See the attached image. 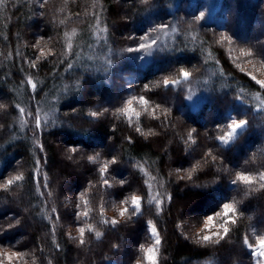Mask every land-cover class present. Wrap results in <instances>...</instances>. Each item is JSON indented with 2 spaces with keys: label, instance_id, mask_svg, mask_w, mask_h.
I'll return each instance as SVG.
<instances>
[{
  "label": "trees",
  "instance_id": "16d2710c",
  "mask_svg": "<svg viewBox=\"0 0 264 264\" xmlns=\"http://www.w3.org/2000/svg\"><path fill=\"white\" fill-rule=\"evenodd\" d=\"M162 25L171 32L145 64L118 58ZM249 73L264 80V0H0V185L23 176L0 187V246L31 241L36 264H135L151 221L158 264H253L243 239L264 234V121L254 113L264 89ZM165 78L180 83L165 87ZM132 96L148 104L135 102L141 115L129 122L119 110ZM232 119L246 126L225 145L218 137ZM60 148L84 168L70 191L53 175L70 166ZM237 173L257 179L233 184ZM191 200L201 205L195 217L178 216ZM224 203L236 205V223L218 243H197L195 228ZM27 217L32 232L22 229ZM71 220L86 226L83 244L66 236Z\"/></svg>",
  "mask_w": 264,
  "mask_h": 264
},
{
  "label": "snow or ice",
  "instance_id": "6c2138e0",
  "mask_svg": "<svg viewBox=\"0 0 264 264\" xmlns=\"http://www.w3.org/2000/svg\"><path fill=\"white\" fill-rule=\"evenodd\" d=\"M197 19H199V17H197ZM166 27V26H161V28ZM153 31H155V29H153ZM141 39H145L144 37H142ZM156 41L155 40H151L150 43H140L138 49L136 50H145L147 51L148 49H150L153 45H155ZM128 51H133V49H128ZM251 52L248 51H244V49H241V55L242 56H249L251 55ZM41 55H44L43 50H41ZM32 67H36L35 64H32ZM180 77L183 80H188L190 73L186 70H184L183 68L180 69L179 72ZM249 75L251 76L252 80H254L256 82V84H258L260 86L261 89H264V80H257L256 77L254 75H252L251 73H249ZM29 84H32V81L29 80L28 81ZM180 83L179 80H173V79H168L165 78L163 80V85L165 87L169 86V85H175ZM33 88H35V85H32ZM135 102H138L140 105L145 106V110H147V104L148 101L145 99L144 96H140L139 98H137L136 96H132L130 99H128L125 102V106L120 109L119 111L127 116L129 118V122H131V118L134 116L136 118H139L141 113L139 111H137L134 107L133 104ZM4 105L0 104V108H3ZM21 112H23V109H20ZM91 115L93 117L97 116L98 113L96 112H92ZM246 125V121L243 119L240 120H233L231 123H229L227 125L229 131H227L224 135L219 136L218 140H220L222 143L227 144L230 140L233 139V137L236 135L237 130L238 129H242L244 128V126ZM36 127L40 128L41 127V122H40V118L39 115H37L36 117ZM137 131H139V128H137ZM189 137H191V133H189ZM89 159H92V157H89ZM39 163V162H37ZM112 163H115V160L112 161ZM108 168V165L105 164L104 166H102L99 171L100 174L103 175L106 170ZM195 170V166L193 167V171ZM192 175V171L188 172V176L190 177ZM23 179L22 175H15L10 179H7L2 185H0V187L4 188V189H8L11 185L14 184V182L16 181H20ZM257 177L256 176H252V175H244L241 173H237L236 174V180L232 181L233 184H235L237 181L243 182L246 185H251L252 183H254L256 181ZM258 179L260 181H264V172H260ZM107 180H105V184H107ZM46 186V185H45ZM261 188H264V183H261L260 185ZM49 195H51V193H49ZM157 206H159V201H156ZM131 204L133 206V211H132V215H136L137 213H139L141 211V198L139 196L133 195L131 197ZM53 212L56 211L55 208L52 209ZM129 212V208L128 207H122L119 209V214L121 217L125 216L126 213ZM236 213H237V207L234 203H224L222 205V209L220 211H217L215 213V215H209L207 216V218L204 220L203 222V227L201 229V231L204 234L198 235L196 242L197 243H218L219 240H222L228 233H229V225L230 224H235L236 223ZM78 216H87L88 215V210L86 209L84 212L82 213H78ZM214 220H220V223H214ZM107 222V221H105ZM111 223L113 225L117 224L118 221L113 219L111 221ZM151 225V221L148 222ZM212 229H215V231H212ZM88 230L91 231V226H88ZM150 232L151 235L153 237H155L154 243L152 245H150L147 248H144L143 245H141V248L143 249L144 252V261L142 262L141 260H136L135 264H144V262H146V264H158V256L157 253L159 251V245L161 244V239L159 237V235L157 234V229L155 226H152L150 228ZM79 233H80V243L83 244L84 243V234H85V228L81 227L79 228ZM101 234L99 232H96V236L99 237ZM215 238V239H214ZM243 244L249 249L251 250V255L252 256H259L262 259H264V235H256L255 237V243H251L249 240V237L245 236L243 239ZM0 256H2V259H0V264H13V261L16 260L17 258H23L22 254L20 252H10V251H3L0 252Z\"/></svg>",
  "mask_w": 264,
  "mask_h": 264
},
{
  "label": "rangeland",
  "instance_id": "374dc122",
  "mask_svg": "<svg viewBox=\"0 0 264 264\" xmlns=\"http://www.w3.org/2000/svg\"><path fill=\"white\" fill-rule=\"evenodd\" d=\"M209 5H210V8L207 10L205 9V12H206L207 16L210 18L215 13V10H217V6H215L212 2H210ZM202 8H203V5H200L201 10H202ZM224 15L225 14L223 13V16ZM172 30H174V29L172 28ZM168 31L171 32V28H169L167 30H164V28H160V29H157V31H155V32H151V33L139 36L134 41L129 42L128 44L124 45L122 48L118 49L116 52V55L118 56V58L120 60H122L124 62L130 61V63H132L134 65H137V66L140 65L141 66L142 64H145L151 58L154 45L150 49H148L147 51L136 50V49H138L139 44L140 43H150L151 40H155V41L160 40V39L162 40L167 35ZM142 37H144L145 39H141ZM157 42H160V41H157ZM128 49H133V51H128ZM123 80H124V84L133 85L134 82L137 81V78L133 74L129 73L123 77ZM132 93H133V89H132ZM105 96L107 98L109 96V93H108V95H105ZM137 98H139V96ZM258 102L260 105L258 106V108L254 109V113L260 117L261 121H264V102L259 100V99H258ZM139 105L140 104L138 103V106ZM233 120H235V119H232L231 121H229V123H231ZM245 126H244V128H245ZM244 128L238 129L237 133L233 137V139L230 140L225 145H229ZM227 131H229L228 127L222 132V134L220 136L224 135ZM58 157L61 161L62 160L67 161L70 166H68V168H65L64 170H60V172L57 170H54L53 175H54L56 182H59V184L63 185L64 188L65 187L67 188V189L65 188L66 190H69V188L73 187V185L75 183L74 179H76V181H78V182H80L82 180L83 174H84L83 173L84 168L82 167L81 163H79V159H75L74 161L73 160L68 161V159H69L68 153L61 148L59 149ZM16 206L18 208H20V205L16 204ZM181 206L182 207H180L176 211V213H178V216H181L182 212H184V214L187 215L186 217L190 216L193 219V216L195 217V215L197 213L196 210H198L201 205L199 203H197L196 200H191L189 202L184 201ZM114 210H117V208H115ZM119 215L120 214H118V216ZM206 218L207 217H205L200 222V224L198 225L197 228H195L194 231L201 232V229L203 227V222ZM75 219H74V221H75ZM74 221L71 220V221H63L62 222V226L65 229V234L67 237L75 238V236L77 237L80 234L79 228H81V227L86 228V226H84V225H77ZM198 221L199 220H196L195 222H198ZM214 221H216V220H214ZM33 224H34L33 220L30 219L29 217H27V219L25 220V225H24V227H22V229L23 230L27 229V230L32 232L34 230ZM152 226L153 225H149V227H148V231L150 233V241H148V243L145 245L144 248H147L154 243L155 237H153L151 235V232H150V228ZM255 237L256 236H254V234H252L250 239H249L250 242L253 244L255 243ZM19 247L20 246H18V245L12 246V247L0 246V252H3L5 250L10 251V252H20L22 254L23 258L22 259L17 258L16 260L13 261V264H36L35 259H34L35 248H32L31 241L28 242L27 246L20 247L22 249H24V248L27 249V251H23ZM159 250H160V248H159ZM157 256L159 258V251L157 253ZM0 259H2V256H0ZM141 261L142 262L144 261V252H143V259H141ZM144 264H146V262H144ZM199 264H215V262L213 260H208V261H205V262H202ZM253 264H264V259H262L259 256H253Z\"/></svg>",
  "mask_w": 264,
  "mask_h": 264
}]
</instances>
